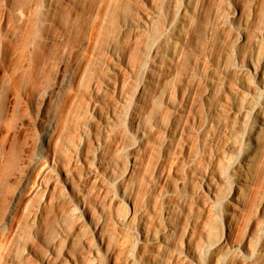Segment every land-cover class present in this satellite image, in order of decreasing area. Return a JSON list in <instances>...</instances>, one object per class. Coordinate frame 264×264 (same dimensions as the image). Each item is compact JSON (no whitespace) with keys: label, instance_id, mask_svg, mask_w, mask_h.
Wrapping results in <instances>:
<instances>
[{"label":"rangeland","instance_id":"obj_1","mask_svg":"<svg viewBox=\"0 0 264 264\" xmlns=\"http://www.w3.org/2000/svg\"><path fill=\"white\" fill-rule=\"evenodd\" d=\"M262 113L264 0H0V264H264Z\"/></svg>","mask_w":264,"mask_h":264},{"label":"bare ground","instance_id":"obj_2","mask_svg":"<svg viewBox=\"0 0 264 264\" xmlns=\"http://www.w3.org/2000/svg\"><path fill=\"white\" fill-rule=\"evenodd\" d=\"M186 5H189V4L186 3ZM187 7L188 6H184L183 8H187ZM183 21H185V15L182 12L181 19H180L179 22H183ZM247 66L248 67H251L253 69L255 68V65L253 64V62L251 60H249L247 62ZM261 121L264 124V113H262ZM260 128H261V125L252 127L251 132H250V139H251L252 142L257 141V139H258V133H259ZM242 180H243V178L241 176L237 177V180H236V188L237 189L236 190H238L240 188V186L242 185ZM205 188H207V183L205 184ZM119 222L121 224H125L127 222V218L124 217V218L120 219ZM101 241L103 243V240H101Z\"/></svg>","mask_w":264,"mask_h":264}]
</instances>
